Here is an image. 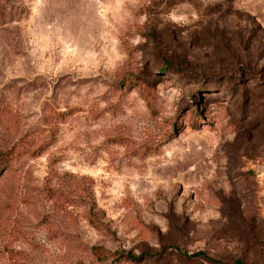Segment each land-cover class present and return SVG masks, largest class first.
Returning <instances> with one entry per match:
<instances>
[{
    "label": "rangeland",
    "instance_id": "374dc122",
    "mask_svg": "<svg viewBox=\"0 0 264 264\" xmlns=\"http://www.w3.org/2000/svg\"><path fill=\"white\" fill-rule=\"evenodd\" d=\"M237 260L264 264V0H0V264Z\"/></svg>",
    "mask_w": 264,
    "mask_h": 264
},
{
    "label": "trees",
    "instance_id": "16d2710c",
    "mask_svg": "<svg viewBox=\"0 0 264 264\" xmlns=\"http://www.w3.org/2000/svg\"><path fill=\"white\" fill-rule=\"evenodd\" d=\"M192 255H194V256H203V257H206V258H210V256L204 251H198V252H195ZM236 263L237 264H245L242 260H237Z\"/></svg>",
    "mask_w": 264,
    "mask_h": 264
}]
</instances>
